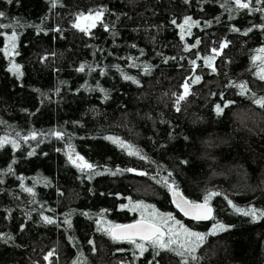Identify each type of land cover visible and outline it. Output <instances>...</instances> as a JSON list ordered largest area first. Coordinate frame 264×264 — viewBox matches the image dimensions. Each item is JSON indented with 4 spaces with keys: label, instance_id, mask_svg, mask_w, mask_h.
Segmentation results:
<instances>
[{
    "label": "trees",
    "instance_id": "16d2710c",
    "mask_svg": "<svg viewBox=\"0 0 264 264\" xmlns=\"http://www.w3.org/2000/svg\"><path fill=\"white\" fill-rule=\"evenodd\" d=\"M98 8L107 10V30L73 27L78 14ZM256 8L264 4L0 0V24L8 26L0 29V264H182L174 252L156 255L146 245L141 254L102 230L153 210L204 234L226 226L207 235L188 264H264V217L232 207L264 210V108L253 102L264 96L253 61L264 48V11ZM185 16L199 25L181 40ZM213 48L215 71L203 59ZM13 63L22 75L9 71ZM186 82L189 94L177 103ZM70 152L93 169L81 171ZM171 189L194 202L219 193L210 200L214 219L183 218Z\"/></svg>",
    "mask_w": 264,
    "mask_h": 264
},
{
    "label": "snow or ice",
    "instance_id": "6c2138e0",
    "mask_svg": "<svg viewBox=\"0 0 264 264\" xmlns=\"http://www.w3.org/2000/svg\"><path fill=\"white\" fill-rule=\"evenodd\" d=\"M8 3H12V0H7ZM257 3L264 4V0H256ZM252 0H248V2H242V0H235V4L237 8L240 9H248L250 8ZM55 3H53V7H55ZM255 11H264V8H256ZM107 10L104 8H98L92 12H89L87 15L80 13L76 17V22L73 23V27L79 29V31L88 34L92 28H95L97 24L102 25L105 30H107L108 25L104 24L103 17ZM5 13L0 11V17H4ZM173 24H176V20L172 21ZM199 21H194L190 16H185L184 21L182 24H179L178 27L180 28L181 32V40L184 39V34L187 31L188 33L191 32L192 27L198 26ZM8 27L7 25L0 24V29ZM264 27V26H262ZM239 31L238 29H235ZM251 29H249L250 31ZM59 31V29H57ZM247 34V33H245ZM7 39L9 40V47L14 49L15 48V41H16V33L13 31L11 36H8ZM200 43L199 40L196 41V45ZM196 45H192L195 47ZM227 46V43H222L219 46V49L222 50L224 47ZM213 55L209 57H204V64L207 67L212 68L215 71V68L212 65V61L215 59L216 55L220 54V51L216 48L212 49ZM259 55L253 57V61L259 62V72L258 77L260 80H264V48H260L258 50ZM5 54H8L7 49L5 50ZM193 65L196 64V61H191ZM84 65H81L79 71H84ZM9 71L13 72L17 75H22L20 72V66L13 63L9 68ZM145 71H148V68L145 67ZM126 80L131 79L133 82L135 79L130 76L124 77ZM200 80V77L197 76L192 83H196ZM241 88V94H245L248 89L246 85L241 84L239 85ZM184 93L177 97V103L185 99V97L189 94V85L186 82L183 85ZM255 97V94L253 93ZM107 98V97H106ZM255 104L264 108V96L255 98L253 101ZM227 107V104L225 105ZM218 114L222 112V108L220 105L216 106ZM177 111H179V107L177 106ZM57 138H62V133L56 132L54 133ZM32 139L36 138V134L32 133ZM112 139L114 143H119L121 147H125L123 141H119L116 138L109 137ZM4 141H0V146ZM13 146L15 147V142H13ZM127 147L131 148V145ZM32 153H29L31 155ZM138 154L135 151H129V155H136ZM69 160L76 165V167L80 168L81 171L85 169H93V165L89 164L87 161L84 160L83 157L77 155L75 159H73V155L70 152L68 154ZM143 158V157H141ZM11 169H9L10 171ZM128 171H133L132 169H128ZM115 174V173H113ZM143 175L144 173H140ZM165 182L167 180L165 179ZM27 192H32L31 188L24 189ZM219 195V193L209 192L205 195L203 202L197 203L191 200L186 199L183 197L178 191L173 190V202L175 203L176 207L182 212L185 216L190 217L193 220L201 221V220H209L214 219L213 217V209L210 206V200L213 196ZM229 204L232 205V201L229 200ZM124 207V206H122ZM146 206L141 204L133 205L132 210L141 209ZM234 210L237 213H241L244 216H251L253 219H258L260 217H264V210L256 209L255 207H250L247 209L239 208L235 205H232ZM46 223L52 224L54 221L47 217H43ZM172 222V223H169ZM99 230V229H98ZM106 234H108L113 241H126L129 244L134 245L137 249L140 250L141 254L147 251L146 245L151 246L153 249H157L156 255H159V250H166L174 252L177 256L182 258V264H188V258L190 257L193 261L197 259L195 252L197 249L204 243L206 240L207 235H215L217 232L226 231L227 228L224 224L217 222L214 224L213 229L210 233L204 234L196 231H192L189 228L185 227L179 220H176L171 214H161L153 210L149 215H145L144 212H141V218L135 221L132 224H125V225H117V224H110L107 227L102 229ZM11 237H9L10 239ZM6 242V241H5ZM89 243H93L89 241ZM53 251L47 253L44 256L45 260H49L50 257L53 256ZM79 264V262H77Z\"/></svg>",
    "mask_w": 264,
    "mask_h": 264
},
{
    "label": "water",
    "instance_id": "95a60500",
    "mask_svg": "<svg viewBox=\"0 0 264 264\" xmlns=\"http://www.w3.org/2000/svg\"><path fill=\"white\" fill-rule=\"evenodd\" d=\"M76 158V157H75ZM74 158V159H75ZM173 190H175V191H178V190H176V189H171L170 190V193H169V197H170V201H171V204L173 205V207L177 210V212L183 217V218H185V219H187V220H190V221H194V222H199V223H204V222H207V221H209V220H201V221H197V220H193V219H191L190 217H188V216H185L182 212H180V210L176 207V205H175V203L173 202V200H174V197H173ZM179 192V191H178ZM183 197H185L181 192H179ZM186 198V197H185ZM187 199V198H186ZM197 203H201V202H197ZM213 209V208H212ZM139 220V219H138ZM135 221H137V220H135ZM135 221H132V222H129V223H125V224H132V223H134ZM125 224H117V225H125Z\"/></svg>",
    "mask_w": 264,
    "mask_h": 264
},
{
    "label": "rangeland",
    "instance_id": "374dc122",
    "mask_svg": "<svg viewBox=\"0 0 264 264\" xmlns=\"http://www.w3.org/2000/svg\"><path fill=\"white\" fill-rule=\"evenodd\" d=\"M85 15H87V14H85ZM75 22H76V20H75ZM75 158V157H74Z\"/></svg>",
    "mask_w": 264,
    "mask_h": 264
}]
</instances>
